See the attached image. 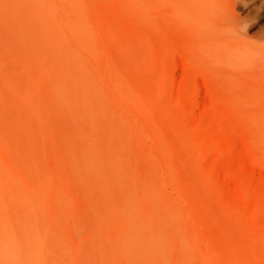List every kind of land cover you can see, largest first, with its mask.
<instances>
[{"label":"bare ground","instance_id":"bare-ground-1","mask_svg":"<svg viewBox=\"0 0 264 264\" xmlns=\"http://www.w3.org/2000/svg\"><path fill=\"white\" fill-rule=\"evenodd\" d=\"M249 1L250 10L264 7ZM171 2L190 19L217 6ZM155 4L0 0V264H208L159 180L170 177L168 157L147 150L152 169L130 170L127 145L147 143L145 119L158 116L163 130L152 135L164 145L173 128L189 132L178 127L171 70L134 41L155 34ZM253 51L250 93L264 107V45ZM133 63L142 69L129 71Z\"/></svg>","mask_w":264,"mask_h":264},{"label":"rangeland","instance_id":"rangeland-1","mask_svg":"<svg viewBox=\"0 0 264 264\" xmlns=\"http://www.w3.org/2000/svg\"><path fill=\"white\" fill-rule=\"evenodd\" d=\"M216 5L210 12H202L199 19H190L179 14L171 0H156L155 12L160 15L153 22L155 34H150L159 43L148 39L153 38L149 28L148 38L135 34L140 52L158 61L162 73L171 70L178 127L189 132L184 138L173 128L164 137V145L152 135L153 129L163 130L158 116L145 119L140 128L147 143L141 140L140 146L133 142L127 145L130 170L143 175L152 169L154 162L146 158L147 150L156 156L165 154L170 177L166 179L161 173L159 180L167 186L168 196L180 203L185 228L207 263L264 264V107L250 93L254 45H264V7L250 10L249 0H216ZM103 14L115 18L112 12ZM165 23L172 24L174 32L171 26L166 27L170 37ZM121 26L124 32L127 25ZM107 54L112 56V50ZM128 69L140 71L142 67L133 63ZM176 74L179 79H175ZM155 84L160 89L158 79ZM139 93L148 99L144 91Z\"/></svg>","mask_w":264,"mask_h":264}]
</instances>
